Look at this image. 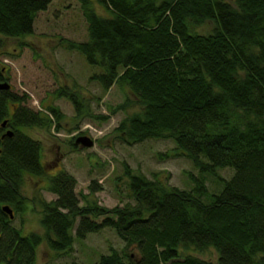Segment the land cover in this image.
<instances>
[{
    "label": "trees",
    "instance_id": "16d2710c",
    "mask_svg": "<svg viewBox=\"0 0 264 264\" xmlns=\"http://www.w3.org/2000/svg\"><path fill=\"white\" fill-rule=\"evenodd\" d=\"M79 1L86 38L61 43L96 68L88 80L102 91L119 84L130 94L96 118L126 113L114 129L123 142L170 140L174 153L166 156L187 157L199 177L191 173L193 187L178 188L168 177L127 167L132 202L99 205L76 192L71 173L48 174L42 144L27 132L51 125L59 131L63 113L52 105L32 109L27 93L11 85L0 89V264H35L43 240L67 253L76 239L106 227L124 245L94 264H264V0ZM50 3L0 0V35L22 41L33 34L37 14ZM206 22L213 24L210 32L198 33ZM6 71L0 62V83L9 80ZM56 92L84 116L81 97L66 87ZM132 106L138 110L127 113ZM225 167L233 169L230 178L218 172ZM25 175L46 179L45 189L55 195L38 200L44 235L22 234L13 224L25 206ZM209 176L222 185L217 192L206 185ZM88 188L101 187L91 180ZM209 248L215 261L189 252Z\"/></svg>",
    "mask_w": 264,
    "mask_h": 264
},
{
    "label": "rangeland",
    "instance_id": "374dc122",
    "mask_svg": "<svg viewBox=\"0 0 264 264\" xmlns=\"http://www.w3.org/2000/svg\"><path fill=\"white\" fill-rule=\"evenodd\" d=\"M95 6L99 13L106 14L102 6L97 3ZM212 26L211 22H206L197 27V31L208 33ZM61 38L75 41L86 38V22L79 0H51L48 8L37 14L33 34L22 41L0 35V62L6 66L5 75L13 91L27 93L28 104L34 110L45 111L44 108L52 105L63 113L59 131L53 125L48 129L35 127L27 131L42 144L41 160L48 174L66 170L76 178V192L87 194L90 200L106 207L132 202L127 188L128 178L124 174L127 167L131 173H142L148 178L158 177L164 181L168 177L169 183L178 188L193 187L191 173L199 177V171L185 156H166V153H174L172 141L147 140L129 145L114 130L126 113L118 112L105 120L96 118L108 114L107 105L120 103L130 94L123 85L115 84L102 91L98 84L90 82L88 76L96 68L88 65L82 54L63 46ZM59 87H66L82 98L84 116H76L71 101L57 94ZM137 110V106H132L127 113ZM78 136H88L93 141L91 147L78 145V150H74L71 141ZM218 172L230 178L233 169L225 167ZM204 178L206 185L215 192L221 189L222 185L213 176ZM91 180L97 181L101 187L92 193L88 188ZM46 183L42 177L24 176V210L13 219L22 234L45 233L40 223L42 208L38 200L55 198L45 189ZM208 192L212 193L211 189L208 188ZM123 245L116 231L108 227L90 232L84 239H76L72 250L67 253L58 254L43 240L36 249L35 264H70L73 261L94 264L100 255L109 253L111 248L120 251ZM189 252L212 261L217 258L213 248L201 253Z\"/></svg>",
    "mask_w": 264,
    "mask_h": 264
},
{
    "label": "water",
    "instance_id": "95a60500",
    "mask_svg": "<svg viewBox=\"0 0 264 264\" xmlns=\"http://www.w3.org/2000/svg\"><path fill=\"white\" fill-rule=\"evenodd\" d=\"M8 88H10V84L8 82L0 83V89H8ZM8 134L10 135L11 132H9ZM75 144L80 145L81 147H91L93 141L88 136H78L75 139ZM2 210L6 212L11 218H13L12 209L8 205H4L2 207Z\"/></svg>",
    "mask_w": 264,
    "mask_h": 264
}]
</instances>
